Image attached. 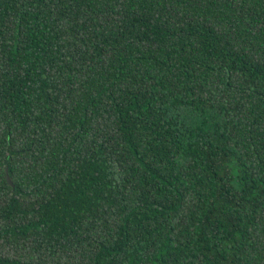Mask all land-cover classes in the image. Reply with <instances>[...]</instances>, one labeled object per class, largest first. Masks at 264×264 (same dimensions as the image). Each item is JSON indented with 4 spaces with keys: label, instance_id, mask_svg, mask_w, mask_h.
I'll use <instances>...</instances> for the list:
<instances>
[{
    "label": "trees",
    "instance_id": "trees-1",
    "mask_svg": "<svg viewBox=\"0 0 264 264\" xmlns=\"http://www.w3.org/2000/svg\"><path fill=\"white\" fill-rule=\"evenodd\" d=\"M0 264H264V0H0Z\"/></svg>",
    "mask_w": 264,
    "mask_h": 264
},
{
    "label": "water",
    "instance_id": "water-1",
    "mask_svg": "<svg viewBox=\"0 0 264 264\" xmlns=\"http://www.w3.org/2000/svg\"><path fill=\"white\" fill-rule=\"evenodd\" d=\"M8 181H9V182H11V179H10V177H9V176H8Z\"/></svg>",
    "mask_w": 264,
    "mask_h": 264
}]
</instances>
